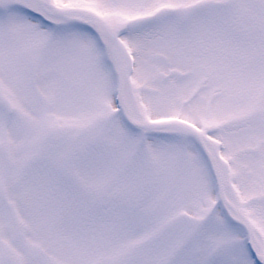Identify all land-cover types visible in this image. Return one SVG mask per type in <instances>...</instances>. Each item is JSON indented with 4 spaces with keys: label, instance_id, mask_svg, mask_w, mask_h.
<instances>
[{
    "label": "snow or ice",
    "instance_id": "snow-or-ice-1",
    "mask_svg": "<svg viewBox=\"0 0 264 264\" xmlns=\"http://www.w3.org/2000/svg\"><path fill=\"white\" fill-rule=\"evenodd\" d=\"M0 264H264V0H0Z\"/></svg>",
    "mask_w": 264,
    "mask_h": 264
}]
</instances>
